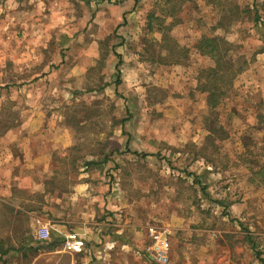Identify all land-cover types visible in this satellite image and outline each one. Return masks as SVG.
Here are the masks:
<instances>
[{"label":"rangeland","instance_id":"1","mask_svg":"<svg viewBox=\"0 0 264 264\" xmlns=\"http://www.w3.org/2000/svg\"><path fill=\"white\" fill-rule=\"evenodd\" d=\"M122 1L125 9L118 7ZM111 2L0 0L4 247H20L21 238L29 245L25 238L31 233L36 240L38 224L28 214L33 201L44 203L45 196L52 210L53 193L63 196L89 181L103 204L102 214L87 221L102 243L95 245L102 250L114 238H124L141 255L136 260L118 244H107L100 264H150L144 251L149 229L166 234L169 259L172 252L174 260L188 264L193 258L195 264H264V0ZM230 10L236 14H226ZM120 12L127 18L134 13L125 29L119 28ZM150 14L164 26L173 23L169 35L189 46L190 55L175 67L147 61L152 71L140 79L137 93L128 88L135 80L130 73L115 76L118 58L111 47L116 51L124 35L137 43L141 60H157L165 30L148 19ZM201 35L224 37L233 47L232 59L245 63L209 120L221 128L212 141L206 139L204 99L192 92L199 69L213 65L193 50ZM128 104H135L132 119ZM105 155L108 161L100 163ZM26 168H51L41 183H52L38 194L18 189L21 172L25 181H40ZM105 195L116 199L117 207L125 203L116 217L106 215ZM78 208L72 220H78ZM40 222L51 232L52 221ZM76 223L65 224L66 234L78 233ZM31 255L8 264H31Z\"/></svg>","mask_w":264,"mask_h":264},{"label":"crops","instance_id":"2","mask_svg":"<svg viewBox=\"0 0 264 264\" xmlns=\"http://www.w3.org/2000/svg\"><path fill=\"white\" fill-rule=\"evenodd\" d=\"M60 5L63 4L64 0H58ZM105 4L109 3L111 4V0H104ZM114 3V1H113ZM56 5V4H55ZM127 6L126 2L122 1L120 3H118V7L121 9H125ZM121 13V12H120ZM131 22L133 23L132 20V16H133V12H131ZM125 14H123V12L120 14V18L121 19V24L119 26V28L121 29H125V27H127V22H129V24H131V22L129 21V17L125 18ZM118 19V20H119ZM125 19V21L123 22V20ZM111 21H116L115 18H112ZM122 37V45H119L115 51V53L120 56V60H121V65L119 67V71L121 74H123L124 72L130 73L131 78L135 79V80H131L129 82V86L128 88L130 90H134L135 92L139 93V89L140 86L139 84L141 83L140 79H142V81L144 80V78H146V76H148L149 72L152 71L151 66H149L146 61L141 60L140 59V53H139V48L136 42H133L132 39L128 40L130 42H127L126 38L124 35L121 36ZM127 44L129 45L128 51H126V46ZM113 57V56H112ZM115 60V58H110L109 63H113ZM203 99H204V104L206 107V114L208 113V109L206 106V102H205V96L204 95H200ZM139 101V100H138ZM138 101H136V104L138 105ZM129 105V104H128ZM135 104L132 106L129 105V112L130 114V119H132V117H134V114H132L133 110H134ZM28 172H33L36 173L37 175H39L40 181L36 180L34 178V181L31 180V177L29 179V181H25L24 179H22V177L24 176V172H21L20 174H22L21 176L18 177L17 179V188L18 189H24V190H29L32 193H40L43 191V187L45 184L41 183L42 179H46V177H49V175L51 174V168H26ZM54 173H56L55 168H52V176L54 175ZM21 180L23 181V184L21 182ZM28 184L27 186L25 185ZM95 185V183H90L89 181H85L83 183H78L73 187H70V192L66 193L63 196H55V194H52V210L50 208L46 207V204H49V200L47 202V198L45 196H42L45 200L44 203H42V201L35 202L33 201V205H35V207L30 210L28 212L29 217L31 222H34L36 220H40V221H52V228H51V235L49 240L52 242V240H57V239H61L62 241H60V243L52 250L49 249H38L36 248V246L32 245H28L22 248V250H16V252H10L8 253V255L4 256L2 258L3 262H6V264L9 263L10 259H14L16 260L15 262H19L20 260H22L23 258V254H32L31 258H30V263L31 264H89L87 261H90V264H93L95 260V262L97 264H100L99 262V258L101 255V251L104 252V247H107L106 245L109 244V246H111L113 243L114 244H118V246L120 247V249L122 250V252H125L126 254L129 253H133L134 257L137 259H140L141 255L140 252H138V250L132 249V247H130V243L129 241H127L124 238H114L113 241H109L106 243V245H104L102 248V250L99 249V247H97L95 244H102L99 239H98V234L97 232L95 233V231H97L96 229L93 231L92 228V223H87V221L91 218H94L95 215H97L96 217L98 218L100 214H102L103 210H102V205L100 202V198L97 197V191L92 192V187ZM118 198V197H117ZM107 199V211L110 212H106V215H111V216H115L116 214L115 211L116 209H118V207L120 208H124L126 207L125 203H123L122 205H118L117 207V202H115V200L112 199L111 196H107L105 195V200ZM51 200V199H50ZM119 200V199H118ZM63 202L64 207H62L63 205H61ZM99 205V207H98ZM37 206L42 207V210H45L46 212H42V210H39L40 208H38ZM60 206V207H59ZM74 206L75 207H81V209L79 210L78 215H76V217H78V220H72V218H70L72 212L74 211ZM83 206V208H82ZM101 207V208H100ZM117 207V208H116ZM47 208V210H46ZM79 209V208H78ZM100 209V210H99ZM84 219H86L84 221ZM107 220V218L104 219V221ZM84 221V222H83ZM75 223L77 222V232H73L76 233L78 236H80L84 242V249L82 252L80 253H70L67 250L64 249L63 247V242H64V238H65V234L66 231L63 230V228L65 227V224L67 223ZM134 225L136 226V228H140L138 227L139 225H136L137 222H135V220L133 221ZM76 226V225H75ZM123 226V225H122ZM133 226L131 227L132 229ZM35 233V231H34ZM117 234H122L123 232H116ZM90 240H94V243H90L87 239ZM86 239V240H84ZM106 241V240H105ZM108 246V247H109ZM18 248V247H17ZM106 249V248H105ZM109 249H112V247H110ZM180 249V248H178ZM186 249H190V248H186ZM191 249H194L193 247H191ZM184 250L180 249V251ZM135 252V253H134ZM185 252V251H184ZM172 256L170 257V259H168L167 264H188V261L183 262L181 260H174L173 258V253L171 252ZM137 255V257H136ZM170 255V252H169ZM81 257V258H80ZM6 258V259H5ZM76 258H79V262L76 261ZM143 258V257H142ZM147 260H151L152 262H150V264H154L153 259L147 257ZM5 259V260H4ZM88 259V260H87ZM8 260V261H6ZM133 263V262H132ZM131 263V264H132ZM2 264V263H1ZM121 264V263H120ZM123 264V263H122ZM139 264L140 263L139 261ZM190 264H195V260L194 258L192 260H190ZM203 264V262H202Z\"/></svg>","mask_w":264,"mask_h":264},{"label":"trees","instance_id":"3","mask_svg":"<svg viewBox=\"0 0 264 264\" xmlns=\"http://www.w3.org/2000/svg\"><path fill=\"white\" fill-rule=\"evenodd\" d=\"M164 4L168 5L171 4L177 0H160ZM183 1V0H178ZM138 0H134V3H137ZM234 11H227L226 14H232ZM236 12H234V15ZM169 17L172 16L170 12H168ZM148 19L158 21V29L161 31H164L162 33V41L160 42V54L158 56L157 60H154L153 58L146 59L144 61H150L155 62L157 64L168 66V67H175V66H181L184 62L187 61L190 55V48L189 46H181L173 39L171 35H169L168 31L170 32L172 28V24H166L167 26H164V20L161 18L156 17L153 14L148 15ZM254 24L258 25L260 23V17L255 15V18L253 19ZM122 45V42L118 44ZM115 47H111V52L114 57L118 58V62L115 65V76L119 77V67L121 65L120 56H118L115 53ZM193 50L201 56L206 57L209 60L213 62L212 66H205L201 67L199 69V72L197 73L195 77V86L192 90V92L197 91L196 93L199 95L205 96V102L208 109V115L206 116V121L208 122V127L206 131L208 132L207 138L208 140H213L216 136V134L220 131V127H214L213 123L209 121L211 118L216 116L217 109L223 104L225 98H227L229 91H231L234 87V81L236 77L243 71V65L244 62L241 64L240 61L235 62V60L232 59V45L226 41L224 37L219 36H208V35H201L200 38L195 43ZM108 56V54H107ZM154 60V61H153ZM119 79V78H118ZM119 83V82H117ZM116 83V84H117ZM210 122V124H209ZM221 134L224 135V131L221 130ZM217 137V136H216ZM264 141V140H263ZM244 157V156H242ZM108 161V156L105 155L103 157V160L100 163H105ZM95 162H90V165H92ZM51 182V181H50ZM50 182H47L45 185L50 184ZM52 183V182H51ZM204 189V188H203ZM49 191V190H48ZM52 192V190L50 191ZM13 209L10 208L9 211L11 212ZM30 232V229L28 231ZM35 237V236H34ZM29 245H36V248L38 249H54L61 239L57 240H50L40 242L38 240H34L33 234H29L27 238ZM24 238H21L20 240V247H15L13 245L11 246H5L4 243L5 240H0V262L2 264H6V262H3L2 258L8 253L16 252V250H22L23 247L28 246L23 244ZM24 255V254H23Z\"/></svg>","mask_w":264,"mask_h":264},{"label":"built area","instance_id":"4","mask_svg":"<svg viewBox=\"0 0 264 264\" xmlns=\"http://www.w3.org/2000/svg\"><path fill=\"white\" fill-rule=\"evenodd\" d=\"M38 227L34 233L35 239L43 242L50 238V229L39 220H36ZM149 243L145 248L146 255L158 264H167L169 259L170 246L166 234L149 229L147 232ZM63 247L70 253H80L84 249V241L76 233L66 234Z\"/></svg>","mask_w":264,"mask_h":264}]
</instances>
